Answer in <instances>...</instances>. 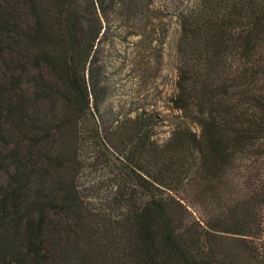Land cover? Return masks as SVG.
<instances>
[{
	"label": "trees",
	"instance_id": "1",
	"mask_svg": "<svg viewBox=\"0 0 264 264\" xmlns=\"http://www.w3.org/2000/svg\"><path fill=\"white\" fill-rule=\"evenodd\" d=\"M153 7V0H0V137L19 161L0 181V264H48L49 253L59 264H264V0H186L175 8L165 136L152 138L157 121L141 109L108 138L92 113L105 97V23L112 14L118 28L133 21L148 35L159 17ZM43 132L56 141L47 159L34 161L40 152L30 150L29 161L17 160L27 142L45 147L37 140ZM112 152L126 168L99 199L127 206L105 224V210L88 207L77 179L87 162ZM34 166L52 178L46 198L45 183L24 179ZM55 207L70 214V232L52 229L69 239L50 244L45 219H60Z\"/></svg>",
	"mask_w": 264,
	"mask_h": 264
},
{
	"label": "rangeland",
	"instance_id": "2",
	"mask_svg": "<svg viewBox=\"0 0 264 264\" xmlns=\"http://www.w3.org/2000/svg\"><path fill=\"white\" fill-rule=\"evenodd\" d=\"M185 2L186 0H153V9L159 17L152 21L153 24H156V30L148 33V35L147 32L138 31V27H131L133 21H126L128 26L121 29L118 28L115 15L111 14L106 21L105 24L107 27L109 26V31L103 43L99 44V64L102 68L105 97L99 104L98 110L92 111L101 127L102 134L104 133L106 137L112 138L115 131L114 126L126 122L123 120L124 115H134L141 112V109H145V114L153 115L154 121H157V125L152 130V138L158 139L165 136L167 132L166 122L172 115L165 102V97L171 93L175 78L171 51L168 47L175 31L172 14L175 8ZM41 106L45 108L44 100H41ZM85 122L87 130L84 135L87 139H90L91 135L94 134V125L89 115H86ZM126 125L129 124L126 123ZM39 139L45 147L37 149L32 143L31 147L28 146L30 143L27 142L25 150H22L20 154L23 156L27 151L32 150V154L37 155L40 152V155L33 158L34 161L46 160L47 154H51L53 144L56 141H54L51 133L47 134L46 132L39 134L37 140ZM16 141L19 140L15 138L11 143L13 144ZM104 154L100 155L98 160L86 163V169L84 168L79 172L77 183L87 186L84 193L90 209L97 212L105 210L99 219L107 224L109 220H118L117 216L124 211V206H127L126 201L120 199L108 202V205H106L99 198L106 194L107 196L111 195L112 186H115L121 180L126 166L115 160L113 152L112 154L106 153V157ZM0 159L3 160L0 161V181L6 182L8 173L5 170H7V167L16 165L19 161L9 157L7 139L4 137H0ZM17 160L23 161V163L29 161L25 156H23V159L18 157ZM46 168V166L41 168L29 167L27 169H31L32 172L27 173L24 178L28 184L34 187L45 183L46 190L43 193L45 198L49 194L53 183L51 177L41 176V173H45ZM96 182H98L97 185ZM92 184H94V187H89ZM30 192L33 193V188ZM120 194H125V192L123 191ZM139 194L141 195V193ZM50 210L60 212L57 214L60 219L54 221L51 217H46L48 227L45 235H47L48 243L56 244L59 239L68 240L67 235L64 237L56 235L54 237L52 229L64 233L70 232V227L64 221L70 217V214H65L59 207L50 208ZM56 222L59 225H56ZM48 262V264H59V260L54 253H49Z\"/></svg>",
	"mask_w": 264,
	"mask_h": 264
}]
</instances>
